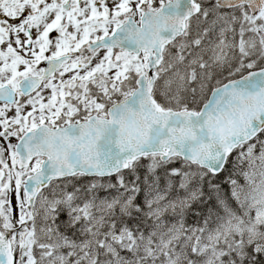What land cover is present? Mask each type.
Returning a JSON list of instances; mask_svg holds the SVG:
<instances>
[{"label":"rangeland","instance_id":"374dc122","mask_svg":"<svg viewBox=\"0 0 264 264\" xmlns=\"http://www.w3.org/2000/svg\"><path fill=\"white\" fill-rule=\"evenodd\" d=\"M132 1L133 7L129 8L134 16H138L134 7L137 0ZM164 1L158 0V4ZM127 5L123 0H114L110 9L122 14ZM1 29L0 87L8 85L15 89L19 77L40 73V65L45 58L36 62L37 50H26L23 46L19 48ZM254 39L257 41H251ZM20 42L23 44L24 40ZM259 45L264 46L263 18L251 19L240 12L223 14L215 8V0H209L204 15L190 22L185 37L169 51L154 94L171 110L198 107L208 93L213 76L224 68L227 51L237 48L253 50ZM57 53L54 49L46 54L52 57ZM22 62L36 67L28 69ZM112 68L116 69L88 68L83 72L69 73L64 82L74 81L75 76L85 81L88 76L102 73L104 81H109L112 88L122 84L129 90L131 73L140 74L142 65L139 62L131 65L126 59ZM13 73L18 76L15 82L9 80ZM125 73L126 76L123 75ZM51 90L48 93H44V90L21 106L16 104L18 106L8 108L0 105V135L4 133L15 145L20 136L40 124L59 116L69 120L77 108L89 109L95 105V102H83L82 105L65 92L59 96L60 93H50ZM116 92L118 88L112 93ZM66 98L69 100L66 101ZM233 160L236 172L234 180L229 181V188L236 204L234 210L225 206L201 227L186 228L173 224V221L180 209L190 204L195 194L175 193L170 197L156 189L151 191L148 198L146 215L159 222V227L145 238L128 233L123 224L118 226L113 223L117 210L127 209L133 197V186L126 188L122 178L115 179V184L91 183L102 188L103 192L114 189L113 194L101 199L92 196L77 198L76 191L69 192L75 185L72 181L55 183L44 195L38 209L45 213L43 219H48L57 208L54 202L60 200V203L57 200L56 226L62 228L70 221L73 234L49 232L41 249L38 244L30 255L25 256L23 264H250L255 255L264 253V137L253 146L238 151ZM0 161L10 171L12 164L6 163L3 149H0ZM197 175L190 172L180 179L185 184ZM26 176L23 174V179Z\"/></svg>","mask_w":264,"mask_h":264},{"label":"water","instance_id":"95a60500","mask_svg":"<svg viewBox=\"0 0 264 264\" xmlns=\"http://www.w3.org/2000/svg\"><path fill=\"white\" fill-rule=\"evenodd\" d=\"M195 13L192 0H174L155 15L152 49L158 61L163 47L183 33L186 20ZM135 34L130 42L118 37L113 45L130 52L144 50L145 42L138 43ZM153 83L154 78L149 83L140 78L131 97L110 108L108 120L92 118L77 126L28 134L19 147L28 145L29 159L46 160L28 179L26 190L35 196L51 181L75 175L113 177L148 155H161L162 162L178 157L218 175L232 152L264 129V71L214 91L199 114L163 111L151 97ZM0 261L12 263L1 255Z\"/></svg>","mask_w":264,"mask_h":264},{"label":"flooded vegetation","instance_id":"af4514ba","mask_svg":"<svg viewBox=\"0 0 264 264\" xmlns=\"http://www.w3.org/2000/svg\"><path fill=\"white\" fill-rule=\"evenodd\" d=\"M112 3L113 0H0V18L8 23L3 27L4 30L9 32V26H14V44L17 43L19 48L23 45L26 50H32L33 48L37 50L39 57L36 62L42 57L45 58L40 65L42 69L51 59L68 57L70 60L58 74L44 81L39 91L28 97L19 95V99L22 102H28L38 96L41 91L45 90V92H48L52 89L50 93L55 92V94H58L65 92L78 103L82 102V105L83 102L94 103L95 100L98 101L97 106L100 109L99 111L94 109L95 105L89 109L77 108L76 111L71 113L69 120L63 116H59L58 121L55 120L57 118H54L52 121L43 123V125L48 126L50 129H58L69 124L79 123L95 115L104 117L106 103L110 104L111 100H121L126 97L124 96L126 89L123 85L119 84L112 88L109 81H104L102 73L99 76H88L85 81H80L79 77L75 76L73 78L74 81L68 83L64 82L65 74L68 72H83L88 68L112 69L111 71H113L116 68H112V66L118 65L126 59L129 60L131 65H134L136 62L143 63L146 61L145 55L134 58L116 49L100 47L93 51L88 50L91 44L113 34L116 27L113 30L107 27V20L118 16L122 20L120 23L126 19L135 20L136 22L140 20V16L126 15V12L122 14L111 12ZM139 5V10L142 11L143 6ZM103 24H106L105 33L101 29ZM21 39L24 40L23 44L20 42ZM54 49L57 50V55L48 57L46 53ZM29 63V68L36 67V65ZM24 66L26 67L25 63ZM145 71L147 73V70ZM123 75L126 76V73ZM117 88L118 92L112 93ZM2 143L9 145L12 142L7 143L3 141ZM0 147H2L1 141ZM19 174L17 173L10 178H5L2 189H4L7 183H18ZM17 190L18 187L13 188L8 196H18L19 190ZM16 201L18 203L13 209L18 215L17 218L13 219L9 217L7 199L2 200L0 203V235L10 236L15 259L14 264H23L25 256L31 254L37 240L40 241L49 232L54 234L55 231H60L61 227L56 226L57 220L54 219H57V215L55 213L47 219L49 220V226L44 227L42 224L43 213L36 210L32 214L25 205H23L24 210L21 209L19 211L21 204H27V199L23 200L20 198L19 200L17 197ZM38 213L41 215V218ZM38 218L40 219L38 220ZM29 224H33V226L28 227Z\"/></svg>","mask_w":264,"mask_h":264},{"label":"trees","instance_id":"16d2710c","mask_svg":"<svg viewBox=\"0 0 264 264\" xmlns=\"http://www.w3.org/2000/svg\"><path fill=\"white\" fill-rule=\"evenodd\" d=\"M235 155L236 154H234V156ZM234 156L229 158L225 170L216 178H212L206 172L195 167L183 164L177 159L171 160L167 164H161L158 160L153 162L150 158L140 160L133 167L130 176L129 172L127 173L128 175H124L123 178L125 181H129L128 178L132 177L138 183L139 191L133 202V205L136 206L135 209L138 207L141 209L143 205L141 195L143 197L146 192L148 193L149 187L155 188L161 193H167L170 197L175 196V193L187 192L195 194L193 200L189 202L190 204L180 209L177 216L175 215L176 217L174 218L173 224H181L183 227L196 229L201 227L205 222H209V219L219 214L220 210L225 206L230 207L232 210L236 208L231 198L229 188V181L234 180L233 176L236 172L232 165L234 164ZM177 171L179 172L178 174H176ZM190 172H194L198 175L190 182L184 184L180 177L183 178ZM106 182L107 181H103V184ZM83 188L89 192L87 185ZM101 189H96V192L94 191L95 197H97ZM128 214L130 215L126 216L125 225L133 232L138 231L142 233L143 230H146L147 225L149 228H151V225H154L152 222L146 221L143 216L137 215L134 210L130 211ZM250 263L262 264V257H254Z\"/></svg>","mask_w":264,"mask_h":264},{"label":"bare ground","instance_id":"6f19581e","mask_svg":"<svg viewBox=\"0 0 264 264\" xmlns=\"http://www.w3.org/2000/svg\"><path fill=\"white\" fill-rule=\"evenodd\" d=\"M232 170V169H231ZM234 171V170H233ZM140 174V173H139ZM234 177V176H233ZM241 179V178H240ZM183 201V200H182ZM182 201H181V203H182ZM183 204V203H182ZM181 206V205H180ZM188 211V210H187ZM196 213H198V212H196ZM191 217V216H190ZM193 218V217H192ZM248 251H250V250H248ZM244 263V262H243ZM259 263V262H258Z\"/></svg>","mask_w":264,"mask_h":264}]
</instances>
